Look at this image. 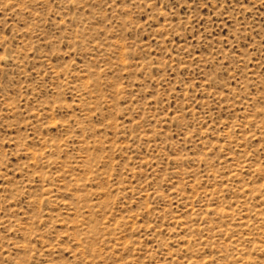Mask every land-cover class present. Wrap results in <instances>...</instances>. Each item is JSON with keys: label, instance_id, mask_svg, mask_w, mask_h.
Instances as JSON below:
<instances>
[{"label": "rangeland", "instance_id": "rangeland-1", "mask_svg": "<svg viewBox=\"0 0 264 264\" xmlns=\"http://www.w3.org/2000/svg\"><path fill=\"white\" fill-rule=\"evenodd\" d=\"M0 264H264V0H0Z\"/></svg>", "mask_w": 264, "mask_h": 264}]
</instances>
